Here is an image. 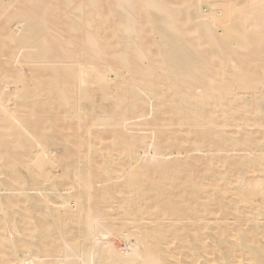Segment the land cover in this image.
I'll return each mask as SVG.
<instances>
[{
	"label": "bare ground",
	"instance_id": "6f19581e",
	"mask_svg": "<svg viewBox=\"0 0 264 264\" xmlns=\"http://www.w3.org/2000/svg\"><path fill=\"white\" fill-rule=\"evenodd\" d=\"M15 1L0 0V264H264V168L245 181L259 164H227L229 156L200 164L190 157L204 150L197 142L182 158L181 147L163 155L153 140L168 130L172 146L225 89L241 107L231 105L233 115L264 104L250 65L264 61V0H114L112 30L92 0L75 10L65 3L64 45L45 20L57 0ZM138 6L153 45L137 37ZM20 59L30 71L14 77ZM136 79L144 82L126 95ZM151 109L191 122L178 132Z\"/></svg>",
	"mask_w": 264,
	"mask_h": 264
},
{
	"label": "rangeland",
	"instance_id": "374dc122",
	"mask_svg": "<svg viewBox=\"0 0 264 264\" xmlns=\"http://www.w3.org/2000/svg\"><path fill=\"white\" fill-rule=\"evenodd\" d=\"M82 0H57L54 2V5L52 7L49 8L48 6V15L45 17V20L47 21V24H49V28L52 30H56L57 33L59 34V36H57V41L59 44L64 45V43L67 41L66 39V26L64 25V21H65V17H62V13L61 10H63V6L65 7V3H70V8H73V6H75L77 3H79ZM170 3H178L181 0H168ZM21 2L20 0H16L15 3H19ZM93 7L95 6L96 9H101L102 12L104 14H107L108 16V20L106 22V28L108 30H112L116 27V23H114L112 21L111 18V14L115 11L116 9H118L117 7L114 8V0H92ZM75 6L74 10L76 9ZM113 8V12L112 11ZM140 7L138 6L136 8V14H138V18L140 17L139 15L141 14V17L145 19V14L144 12L142 13V9H139ZM73 10V9H72ZM83 12H87V10L83 9ZM113 13V14H114ZM177 16H179V12H176ZM62 14V15H61ZM140 17V18H141ZM139 20V26L138 28H140V31L137 34V37H139L140 39H143L147 44L146 45H150V44H154L155 43V39L152 35V33L150 32V26L149 24L145 25V23H141ZM141 18V20H142ZM143 19V21H144ZM180 22H182V19H179ZM145 22V21H144ZM99 22L96 18H93L90 22L91 28L92 29H96L98 26ZM141 24V25H140ZM56 25V26H54ZM142 25H145L144 27H142ZM143 30V31H142ZM114 34L110 35L109 40L111 41H115L116 36H113ZM189 39L190 34H186ZM185 35V37H186ZM188 37H186L188 39ZM114 38V40H113ZM188 39V40H189ZM102 43V42H101ZM100 43V44H101ZM155 46H150L146 49V56L147 58H150L151 54H153L155 52ZM244 52L240 53L243 54ZM247 54H243L240 56V54H238V64H236V66L234 67V69L232 68V73L229 74L228 76H224L228 79L234 77L236 74V71H241L243 69V65L246 64L247 59L253 54L254 58H255V53L256 50H254V52H246ZM227 58L226 54L221 56L222 60H225ZM242 61V62H241ZM244 62V63H243ZM5 63L4 58L0 57V65H3ZM13 69L15 68H20L21 70H17L15 71L14 77H21L22 75L25 74V71L28 70V66L25 67V64L23 63L22 59L18 60L17 62H15L14 64H11ZM216 65V62L211 63V66ZM251 68H252V77L257 80L258 82L262 83L263 85L260 87V93L258 95H264V72H260V69L264 67V61L261 59H256L255 61L252 60L251 63ZM31 66V65H30ZM29 66V68H30ZM246 66V65H245ZM260 67V68H259ZM162 68V66L160 67ZM245 68V67H244ZM26 69V70H25ZM100 69V67H99ZM16 70V69H15ZM33 71V69H31ZM205 72H209V68L204 69ZM30 71V69L28 70ZM161 72V71H159ZM27 74V73H26ZM129 76V75H128ZM216 80H219V76H214L213 77ZM96 79L100 82H104L108 88L111 86L112 82L110 78H103L101 77L100 74H98L96 76ZM103 81H102V80ZM176 80V79H174ZM141 82H144L141 79H136L134 80L130 86L127 88V94L129 95L131 93H133L135 90L138 89V86ZM169 83V80H166L165 82L162 83H154L153 86V90L155 92H160L162 91L161 89L163 87H168L167 84ZM258 86V84H256ZM225 92H221L220 97L222 99H220L219 101H217V103L215 104V106L211 107V111L213 110V115L209 116V112L206 113V115L204 117H201L199 119H195V124L193 123V125L191 126L192 128L188 129L187 132H181V134L179 133V135L175 138V140H173L174 142L172 143V146L168 147L167 144V140L169 138V134H168V130H163L160 134H158L156 136V138H153L155 143H158V145H160V150L163 153V155H168V153H172L175 154L176 153V148L179 146L183 149L182 152H180L181 155H178L180 157H184L190 154H193V148L196 145L195 143L197 142L200 146L202 145L204 150L203 152L200 153H194L192 156H190L192 159H196L198 161V163L200 164H207L210 162V159L212 156L215 157V159H217L218 157H220V159L224 158L225 156H229V160L227 161L229 163L235 164V165H239L240 163H246L249 164L250 166H252V164H259V169L258 172L255 173V171H252L253 168H250L248 172L245 173V175H243L245 177V181L246 178H253L254 176L260 177L262 176V173L260 172L261 170H263L262 168H264V160H259V158L257 156H255V152H259L261 154H264V146L263 148L260 150L258 147V141L257 139H264V104L259 106L256 104V99L250 101V105H249V109H248V114H245L244 112H241L240 109L238 110V112L233 115L230 111V106L231 105H235L237 107H240L239 103H237V101H232L231 97H230V93L227 89L224 90ZM253 95V94H252ZM257 96V94H256ZM141 97H144V95H141ZM255 96H253L252 98H254ZM210 100V99H209ZM205 101V100H204ZM207 102V101H205ZM109 103H106L105 107L108 105ZM241 108V107H240ZM224 109L228 110L227 114H228V121L225 123L226 126L223 125V120L224 117H226L223 114ZM255 109L259 111V115L257 116L255 114ZM120 112H124V109L122 110L121 108H119ZM142 106H136V113H142ZM37 112H40V110L38 109ZM167 111H153L152 109L150 110V115L151 118L157 119V120H167L170 122L171 128L173 130H176L178 132H180L181 128L183 126L186 125L187 122H191V120L189 118H187L186 116H182L180 114L174 113L172 115L166 113ZM148 115V117L150 116ZM150 118V117H149ZM222 125L224 126L225 131L222 133H219L218 128L220 129V127H222ZM240 125L241 129L239 130V133L237 131V126ZM205 127L207 129V133L201 137V136H197L196 132H198L199 128L198 127ZM124 127V126H123ZM122 127V128H123ZM132 127V125H131ZM262 128V129H261ZM134 134V133H133ZM135 135V134H134ZM197 138V139H196ZM238 138L239 141H241V145L239 144L238 146H234L233 142L235 141L234 139ZM222 145V147L220 149H215L217 144ZM214 151V152H212ZM252 155L254 156L253 159H251ZM127 155L123 156V160H128ZM193 162L195 163V160H193ZM191 162V163H193ZM227 164H225V166L223 167H219L217 170V172L219 173H223L226 170ZM201 175L204 174L205 177H208V175L204 172V170L201 169ZM235 173H237V170L235 169L234 171ZM188 173L187 172H183L182 175H186ZM182 176V177H183ZM244 181V182H245ZM247 183V182H246ZM246 186V185H245ZM219 212V211H218ZM217 212V213H218ZM215 223H219V221H215ZM228 222V221H227ZM262 225H264V221L261 222ZM242 227H246L244 225V223H241ZM261 225V226H262Z\"/></svg>",
	"mask_w": 264,
	"mask_h": 264
}]
</instances>
